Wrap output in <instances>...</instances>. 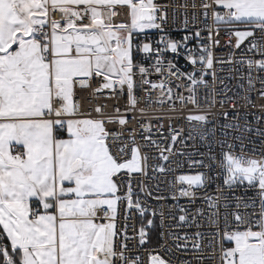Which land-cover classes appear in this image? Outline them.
I'll return each mask as SVG.
<instances>
[{
    "label": "snow or ice",
    "instance_id": "1",
    "mask_svg": "<svg viewBox=\"0 0 264 264\" xmlns=\"http://www.w3.org/2000/svg\"><path fill=\"white\" fill-rule=\"evenodd\" d=\"M252 93L264 0H0V264H264Z\"/></svg>",
    "mask_w": 264,
    "mask_h": 264
},
{
    "label": "built area",
    "instance_id": "2",
    "mask_svg": "<svg viewBox=\"0 0 264 264\" xmlns=\"http://www.w3.org/2000/svg\"><path fill=\"white\" fill-rule=\"evenodd\" d=\"M182 19L183 18H178L177 19L175 27H173L172 31L170 32L171 37L174 38V39H177V40L182 39L183 36L185 35V32L180 30L181 25H182ZM189 26L191 27V22L189 23ZM226 40H227V37L222 34L221 43L225 44ZM194 43H195V41H193V44ZM228 52H229V49L227 47L216 50V54L218 56H220V55L227 56ZM180 63L181 64L183 63L182 59H181ZM235 84H236L235 80L231 81L230 82V87H235ZM257 87H259V85H257ZM251 99L254 102V104L256 105V107H248V108L241 107V112L242 113H244V112L249 113V115H248L249 121H251L253 119V116H252L253 113L255 115H264V112H261V110H260V105L264 104V100L260 99L256 93H252L251 94ZM240 104L244 105L245 101L244 100H240ZM141 122L143 123V121H141ZM164 125H165L164 132H165V135H167V132H168L167 121L164 122ZM260 126L264 127V121L261 122ZM153 135H154V138H158V137L155 136V131H154ZM176 147H177V149H179L181 146L179 144H177ZM189 150H190V148H189ZM201 151H203V149H201ZM182 171H187V164H185V168ZM178 174H180V173L177 172L175 174H167V175H164V176L160 177V190H161V193L167 195V182H168V180H173L175 175H178ZM149 203L155 205L154 201H149ZM167 203L170 204V203H173V201L169 200V201H167ZM180 203L181 204H185V203H187V201L180 200ZM176 215L178 217L179 212H177ZM133 217H134L133 219L128 221V232H129L130 235H133L134 234V230L138 229L140 227V225H141V220H140L139 216L136 213H133ZM156 225H157V239H156V242L154 244L146 245V247L148 249H150V250L151 249L159 250V243H160L158 241L159 217L156 218ZM194 230L195 229H190V230H187V231H194ZM180 234L182 235L183 231H181ZM167 245L168 246H172L170 240L167 241ZM141 255L144 257V259L146 261L147 260V253L144 252L143 250H141ZM160 255L164 256L165 259H171L173 261V264H179V261L182 260V259H191V255H186V254H183V253H176L175 255L170 257L166 253L161 251Z\"/></svg>",
    "mask_w": 264,
    "mask_h": 264
},
{
    "label": "trees",
    "instance_id": "3",
    "mask_svg": "<svg viewBox=\"0 0 264 264\" xmlns=\"http://www.w3.org/2000/svg\"><path fill=\"white\" fill-rule=\"evenodd\" d=\"M144 223L146 224V220L144 221ZM149 232L151 237V242L149 244H154L157 239V227L155 229L149 230Z\"/></svg>",
    "mask_w": 264,
    "mask_h": 264
}]
</instances>
